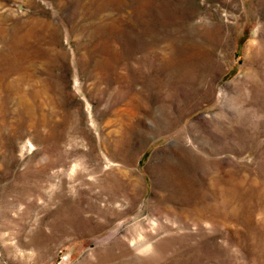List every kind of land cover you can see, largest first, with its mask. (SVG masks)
Here are the masks:
<instances>
[{
    "label": "rangeland",
    "instance_id": "374dc122",
    "mask_svg": "<svg viewBox=\"0 0 264 264\" xmlns=\"http://www.w3.org/2000/svg\"><path fill=\"white\" fill-rule=\"evenodd\" d=\"M0 264H264V0H0Z\"/></svg>",
    "mask_w": 264,
    "mask_h": 264
},
{
    "label": "bare ground",
    "instance_id": "6f19581e",
    "mask_svg": "<svg viewBox=\"0 0 264 264\" xmlns=\"http://www.w3.org/2000/svg\"><path fill=\"white\" fill-rule=\"evenodd\" d=\"M3 80L2 76H0V82Z\"/></svg>",
    "mask_w": 264,
    "mask_h": 264
}]
</instances>
